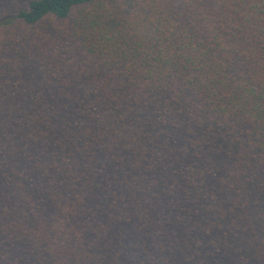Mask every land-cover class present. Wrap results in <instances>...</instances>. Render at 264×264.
<instances>
[{
    "label": "trees",
    "instance_id": "16d2710c",
    "mask_svg": "<svg viewBox=\"0 0 264 264\" xmlns=\"http://www.w3.org/2000/svg\"><path fill=\"white\" fill-rule=\"evenodd\" d=\"M0 264H264V0H0Z\"/></svg>",
    "mask_w": 264,
    "mask_h": 264
}]
</instances>
